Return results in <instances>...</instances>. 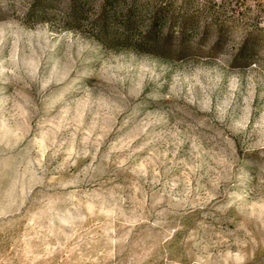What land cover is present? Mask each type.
Returning <instances> with one entry per match:
<instances>
[{"label": "rangeland", "instance_id": "1", "mask_svg": "<svg viewBox=\"0 0 264 264\" xmlns=\"http://www.w3.org/2000/svg\"><path fill=\"white\" fill-rule=\"evenodd\" d=\"M99 1L0 0V264H264V0Z\"/></svg>", "mask_w": 264, "mask_h": 264}, {"label": "trees", "instance_id": "2", "mask_svg": "<svg viewBox=\"0 0 264 264\" xmlns=\"http://www.w3.org/2000/svg\"><path fill=\"white\" fill-rule=\"evenodd\" d=\"M88 3L89 0H70L68 8L71 13L76 14L84 10V6ZM99 7L103 11L105 8L109 10L107 17L102 16L97 23H94L97 32L101 36L110 38L122 36L131 37L133 41L150 40L156 42L158 37L157 21L163 16L160 10L155 8L148 17L147 22L139 29L135 24L139 7L133 1L122 5L119 4V0H100ZM242 45L240 49H244Z\"/></svg>", "mask_w": 264, "mask_h": 264}]
</instances>
